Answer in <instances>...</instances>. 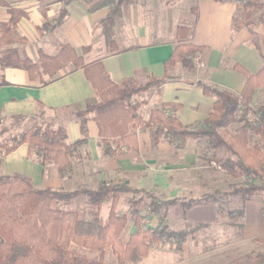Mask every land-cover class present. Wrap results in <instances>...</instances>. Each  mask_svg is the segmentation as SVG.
<instances>
[{
	"label": "trees",
	"instance_id": "16d2710c",
	"mask_svg": "<svg viewBox=\"0 0 264 264\" xmlns=\"http://www.w3.org/2000/svg\"><path fill=\"white\" fill-rule=\"evenodd\" d=\"M60 1L63 6L58 16L45 20L40 29L42 33L65 23L67 7L73 0ZM235 1L239 6V13L233 20L236 31L246 28L254 33L259 25L264 26V2ZM87 3L88 12L92 14L108 9L97 28L107 49L118 52L117 21L129 16L135 0H87ZM10 12L11 20L0 23L2 68L24 70L32 81L46 85L72 65L74 69L84 71L100 101L75 113L81 132L79 140L68 143L67 130L63 126L34 124L11 141L0 144V161L26 145L44 166L56 165L59 175L65 177L73 170L74 159H80L81 150L88 145V122L92 115L99 130L102 152L107 157H116L133 149L139 130L149 129L153 131L155 145L164 140L180 149L187 140H192L203 142L208 154L228 153L229 156L219 162V168L232 179H244L245 185L230 192L215 190L198 197L161 199L144 189L133 188L127 182H101L95 189L68 191L36 188L33 180L23 174L0 176V264H106L109 251L117 264H140L154 246L169 245L182 252L189 237L208 227V224H197L181 231L174 230L167 224L170 208L179 206L187 213L230 196L241 198L245 205L251 198L264 193V106L256 108L253 104L256 91L264 88V67L251 74L244 67L235 65V69L246 77L244 89L239 94L198 82L204 95L212 97L214 103L208 117L197 127L184 125L177 118L175 113L179 105L175 103L153 109L149 119H144L140 114L143 103L132 104V99L151 89H160L179 77L150 78L140 84L125 80L116 84L101 61L85 64L84 58L69 44L55 56L40 51L36 61L23 59L13 46L25 43L16 32L17 23L25 13L15 9ZM187 31L186 27L177 29L178 44L165 64L167 70L176 64L193 70L199 63L204 48L186 42ZM255 46L264 64V53L257 43ZM89 50L86 47L83 52L86 54ZM3 121L0 114V125ZM236 124L239 127L231 132L230 128ZM251 134L258 136L260 143L251 144ZM215 158L211 163L216 164ZM128 194L141 197L130 202L129 213H119L117 208L121 198ZM75 200L86 201L91 211L89 218L80 210L70 208ZM105 204L110 205L106 218L100 212ZM224 210L225 207H219L217 214L227 216L231 220L230 226L245 228L243 223L232 222L245 217L243 209L226 213ZM260 212L264 216V206ZM154 220L157 223L153 225ZM130 223L131 229L124 239Z\"/></svg>",
	"mask_w": 264,
	"mask_h": 264
},
{
	"label": "crops",
	"instance_id": "0c3cea01",
	"mask_svg": "<svg viewBox=\"0 0 264 264\" xmlns=\"http://www.w3.org/2000/svg\"><path fill=\"white\" fill-rule=\"evenodd\" d=\"M155 1L135 0L129 10V16L117 21L115 38L119 51L115 53L107 49L105 39L97 28V23L107 15L108 9L89 13L87 0H73L67 7L68 16L63 26L47 33H42L40 29L46 19L53 20L58 16L63 6L60 0H0V23H8L11 20V9L25 13L16 26L17 34L25 43L13 46L23 59L36 61L40 51L55 56L64 45L69 44L84 58L85 64L101 61L116 84L125 80L143 83L150 78L179 77V80L169 82L160 89L154 88L145 92H151L154 107L151 108L150 101L137 96L132 99V104L143 103L141 109H149L148 117L142 116L144 119H149L153 109L167 103H175L179 105L175 114L184 125L203 122L212 110L214 99L204 95L197 83L201 82L235 94L241 93L246 77L235 69V65L244 67L251 74L264 67L255 46L257 43L264 53V26L259 25L254 33L246 28L236 31L233 20L239 13V6L235 0H197L198 7L190 9L192 22L188 24V43L201 46L204 50L200 54L199 63L190 70L197 74L193 78H186L184 75L173 74L179 64L168 70L165 68L178 44L177 38H152L150 16L155 18L154 9L161 8ZM86 47L90 50L85 54L83 49ZM2 51L3 49H0V54ZM98 101L96 91L84 71L76 70L72 65L62 70L55 81L46 85L32 81L24 70L0 66V114L5 122L9 118L61 123L66 119H76V112ZM257 103L264 106V88L255 93L253 104ZM69 123L66 128L68 143H73L81 138V132L77 121L70 120ZM88 128L89 142L86 147H89L90 151H86L89 153V163H97V158L92 152L95 154L96 150L102 151V148L99 130L92 120V115ZM188 144L186 142L180 149L164 140L155 145L149 129L139 130L133 149L116 157H108L97 166L95 172H100L106 178L112 175L116 182H127L130 186V182L137 184L139 186L136 189L150 190L151 187L158 186L157 188L163 189V193L182 191L185 187L175 183L170 177L162 180L161 176L159 181L158 178L153 180L151 174L154 169L146 157L148 153H157L161 157L178 156L185 161L184 163L182 160L183 163L179 165L183 166L196 159L195 153L188 152ZM4 157L8 166H11L5 175L0 171V176L23 174L30 177L35 185L44 187L43 181L47 180L48 176L45 170L32 162L36 155L28 146H21ZM18 161L23 164L21 169L15 166ZM168 169L172 170L166 166V170Z\"/></svg>",
	"mask_w": 264,
	"mask_h": 264
},
{
	"label": "rangeland",
	"instance_id": "374dc122",
	"mask_svg": "<svg viewBox=\"0 0 264 264\" xmlns=\"http://www.w3.org/2000/svg\"><path fill=\"white\" fill-rule=\"evenodd\" d=\"M154 3L160 4L161 8L154 9L156 11L155 18L150 16V29L153 33L152 38L156 40H174L178 38L177 29L179 27H186L188 31L185 40L188 42V24L192 22L190 9L198 7L197 0H156ZM165 5L168 7H165ZM176 26L179 27L176 28ZM174 73L181 76L184 75L186 78H193L197 74V72H191L184 68L181 64L177 66ZM97 97L100 101L98 94ZM137 97L150 101L151 108L155 106L152 105L154 100L151 99V92L146 94L142 93ZM254 106L258 108L262 105L257 103ZM140 114L143 117H148L149 109H141ZM70 120L77 121L72 118L66 119L61 123H43L40 119L36 121L35 119L12 120L7 118L6 122L3 121L0 125V144L11 141L14 137L27 131L34 124L40 127L51 124L55 128L60 126L67 128L70 125ZM200 123L201 121H197L188 126L197 127ZM238 127L239 124H236L230 128V131L233 132ZM150 135L153 136L152 130H150ZM187 142L189 143L187 147L188 152L195 153L196 158L194 162H187V165L179 166L180 163H183L181 162L183 158H179L178 156L161 157L157 153H148L146 157L154 169V173L151 174L153 180L154 178H158L157 181H159L161 176L162 180H167L170 177L175 183L184 186L185 190H177L174 193L164 191L163 193V189L157 188L158 186H156L146 191L161 199H169L175 197H198L208 192H214L215 190L230 192L245 185L244 179H232L226 172L219 168V162L227 158L229 156L228 153L220 151L208 154L203 142H194L192 140H187ZM256 143H260L259 137L251 134V144ZM86 150L90 151L89 147L81 150L80 159H74L73 170L65 177L59 175L56 165L48 164L44 166L39 158H34L32 162L39 165L42 170H45L48 176V179L43 181L45 182L44 187L34 184L35 187L48 188L47 186H49V188L55 190L65 189L73 191L81 188L95 189L101 182L115 183L116 181L112 179V175L106 178L100 172H95L97 166L101 165L108 157L101 150H96V153L94 154L92 152V155L97 158V163H89V153ZM214 156L216 157V164L211 163ZM21 158L23 159V156ZM10 166L7 164L6 157H2L0 161L2 175L6 174L5 172L9 170ZM15 166L21 169L23 164L18 161ZM166 166L172 168V170H166ZM130 184L134 188L139 186L132 182ZM138 184L140 183L138 182ZM140 197L141 195H123L117 211L119 213H129L131 211L130 202ZM85 202L84 200H75L71 203L70 208L80 210L84 217L89 218L91 211ZM263 206L264 193L251 198L245 205L242 203L241 198L230 196L214 203L210 202L204 206L195 207L187 213L179 206L172 207L168 212L167 224L174 230L181 231L197 224H208V227L189 237L182 252L173 250L169 245L154 246L148 257L140 264H264V216L260 213ZM219 207H225L224 213L243 209L245 211V217L243 219L238 218L232 222L243 223L245 228L240 229L230 226L229 223L231 220L227 216L217 214ZM109 211L110 205L105 204L100 212L106 218L109 215ZM156 223L155 220L151 222L153 225ZM131 226L132 224L130 223L123 236L124 239L127 238ZM106 264H117L110 251L106 256Z\"/></svg>",
	"mask_w": 264,
	"mask_h": 264
}]
</instances>
